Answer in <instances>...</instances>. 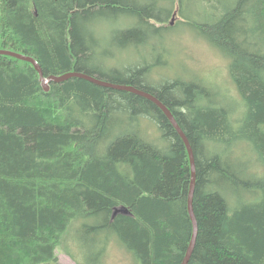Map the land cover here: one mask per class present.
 <instances>
[{"label":"trees","instance_id":"16d2710c","mask_svg":"<svg viewBox=\"0 0 264 264\" xmlns=\"http://www.w3.org/2000/svg\"><path fill=\"white\" fill-rule=\"evenodd\" d=\"M214 1L212 14V0H0V49L32 56L46 78L79 71L124 84L90 67L96 22L131 16L113 40L148 48L171 32L178 7L177 26L230 59L247 106L241 125L208 101V87L171 80L157 91L133 71L127 83L160 99L191 142L198 236L188 264H264V0ZM113 95L128 99V129L114 126ZM137 113L157 122L156 140ZM191 178L188 148L152 100L79 77L46 90L31 62L0 54V264H60L63 235L82 219L104 251L115 234L139 264H181L193 234ZM117 207L129 212L114 216Z\"/></svg>","mask_w":264,"mask_h":264},{"label":"rangeland","instance_id":"374dc122","mask_svg":"<svg viewBox=\"0 0 264 264\" xmlns=\"http://www.w3.org/2000/svg\"><path fill=\"white\" fill-rule=\"evenodd\" d=\"M188 12L197 16L193 8ZM171 18L172 16L168 22V25L173 27L171 32L161 38H152L148 48L122 47L119 41L113 40L118 32L129 27L131 16L99 19L96 22L98 35L105 36L108 40L100 43L90 67L98 69L105 78L126 82L124 84H128V79L134 74L130 72H137L139 83L157 91L171 80L194 83L197 80L210 88L208 91L210 96L207 99L215 105L228 109H231L232 103L242 105L243 98L229 73L230 59L219 48L198 35L188 24L177 26L178 17L173 23ZM152 47H156V50ZM155 61L160 64L146 72L143 66L150 64L153 66ZM173 92L179 93L178 90ZM116 97L114 95L111 97L110 116L114 126L122 123L120 126L128 129V99L126 96L119 100ZM137 118L142 133L145 136L147 134L149 139L156 140L159 130L157 122L141 114H138ZM244 151L246 150L239 149V152H242L243 165L246 161L254 162V156ZM256 165L254 162L253 169ZM227 191L232 193L233 189L228 187ZM87 220H78L64 233L62 243L57 250L60 264H139L133 252L115 237V234H112L104 251V244L100 241V231H97L96 235L84 232L83 224L93 223L92 220ZM102 234L105 232L103 231Z\"/></svg>","mask_w":264,"mask_h":264},{"label":"water","instance_id":"95a60500","mask_svg":"<svg viewBox=\"0 0 264 264\" xmlns=\"http://www.w3.org/2000/svg\"><path fill=\"white\" fill-rule=\"evenodd\" d=\"M0 54L11 55V56L20 58L22 60H26V61L31 62L35 66V68L39 71L42 83L45 86L46 90H49V83L51 81L62 82V81H65L69 78H72V77H79V78L89 80L93 83H96V84H99V85H102L105 87H109V88H113V89H117V90H122V91H127V92L129 91V92L141 95L143 97H146V98L152 100L154 103H156L163 110V112L166 114V116L170 119L171 123L177 129L180 136L185 141L186 146H187L188 151H189V154H190V159H191L192 178H191V185H190V190H189L188 209H189V214H190L192 224H193V234H192L190 244L187 248V251H186L185 256H184L182 263H181V264H188L190 259H191L192 254H193L194 248L196 246V241H197V236H198V220H197L196 213L194 210V193H195L196 180H197V168H196V161H195L193 148H192V146L188 140L186 133L184 132V130L179 125L177 119L175 118V116L171 112V110L160 99H158L155 95H153L152 93H150L146 90L137 88L134 85L118 84V83H114V82L105 81L103 79H99L95 76H92V75L84 73V72H79V71L67 72L65 74L57 75V76L52 75V76L46 78L44 76L41 65L38 63V61L35 58H33L31 56H27L25 54H21V53L14 52L11 50H4V49H0ZM119 212L128 213L129 210L126 207H117L115 209L114 216L116 214H118Z\"/></svg>","mask_w":264,"mask_h":264},{"label":"bare ground","instance_id":"6f19581e","mask_svg":"<svg viewBox=\"0 0 264 264\" xmlns=\"http://www.w3.org/2000/svg\"><path fill=\"white\" fill-rule=\"evenodd\" d=\"M213 2L211 3V4H213V5H211L212 7H213V10H212V14L213 13H215V12H217V11H219L220 9H215V7H217V4L218 3H215V2H217V1H214V0H212ZM180 13V11H179V8L177 7L175 10H174V12H173V14H172V22L171 23H173L175 20H176V18L178 17L179 19H180V17H181V15L179 14ZM96 38L98 39L97 40V42H95V44H94V46H98L99 47V45L98 44H102V43H104L105 42V40L107 41L108 40V38H106L105 36L103 37V36H101V35H98L97 34V36H96ZM11 51H13V50H11ZM14 52H17V51H14ZM97 52H98V48L97 49H95V51L93 52V54L94 55H96L97 54ZM18 53H21V52H18ZM21 54H25V53H21ZM25 55H27V54H25ZM11 56V55H10ZM27 56H29V55H27ZM32 57V56H31ZM17 58V57H16ZM18 59H20V58H18ZM158 63L159 62H157V61H155L154 63H153V66H151L152 64H150L149 66H143V68H144V70L147 72L148 70H150L151 69V67L153 68L154 66H156V65H158ZM160 64V63H159ZM151 66V67H150ZM148 68H150V69H148ZM142 69V67L140 68V70ZM43 70V69H42ZM140 70L138 71V72H140ZM44 73V72H43ZM198 79V78H197ZM234 82V81H233ZM196 83H198L199 85H201L202 87H205V88H207L208 86H206V85H204V84H202V83H200V81H197L196 80ZM221 90V89H220ZM218 93V92H217ZM214 99H218V98H216V97H214ZM246 104L244 103V104H242V105H236V103H232V105H231V109L229 110L228 108H226L229 112H230V114L232 115L231 117H232V122H233V124H234V127L235 128H237V127H239L240 125H241V121H240V119L244 116V113H245V111H246ZM239 109V110H238ZM238 111V112H237ZM235 112H237V113H235ZM233 113V114H232ZM188 140H189V138H188ZM185 142V141H184ZM189 142H190V140H189ZM186 144V143H185ZM190 144H191V142H190ZM256 198V196H255V194H252L251 196H250V200H254ZM185 256V255H184Z\"/></svg>","mask_w":264,"mask_h":264}]
</instances>
